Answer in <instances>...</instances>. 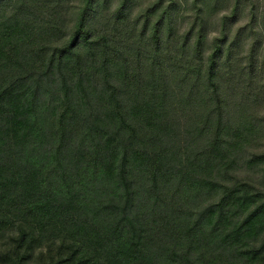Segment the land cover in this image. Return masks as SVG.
Returning <instances> with one entry per match:
<instances>
[{"label": "trees", "instance_id": "1", "mask_svg": "<svg viewBox=\"0 0 264 264\" xmlns=\"http://www.w3.org/2000/svg\"><path fill=\"white\" fill-rule=\"evenodd\" d=\"M264 0H0V264H264Z\"/></svg>", "mask_w": 264, "mask_h": 264}, {"label": "rangeland", "instance_id": "2", "mask_svg": "<svg viewBox=\"0 0 264 264\" xmlns=\"http://www.w3.org/2000/svg\"><path fill=\"white\" fill-rule=\"evenodd\" d=\"M262 116H264V108L263 110L260 112ZM260 150L264 151V141L262 143H260V146H258Z\"/></svg>", "mask_w": 264, "mask_h": 264}]
</instances>
